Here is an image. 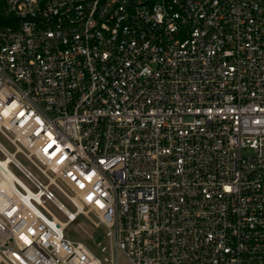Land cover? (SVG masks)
I'll return each mask as SVG.
<instances>
[{
	"label": "built area",
	"instance_id": "2783aa9c",
	"mask_svg": "<svg viewBox=\"0 0 264 264\" xmlns=\"http://www.w3.org/2000/svg\"><path fill=\"white\" fill-rule=\"evenodd\" d=\"M0 3V264H264V0Z\"/></svg>",
	"mask_w": 264,
	"mask_h": 264
},
{
	"label": "rangeland",
	"instance_id": "374dc122",
	"mask_svg": "<svg viewBox=\"0 0 264 264\" xmlns=\"http://www.w3.org/2000/svg\"><path fill=\"white\" fill-rule=\"evenodd\" d=\"M0 141L5 144L8 148L13 149L11 144H9L6 138L1 134ZM0 156L2 157L1 153ZM18 157L29 169H31L35 174L40 176L38 170L23 155L19 154ZM14 171L34 189V186H32L28 182V180L19 170L14 169ZM57 194L67 204L69 208L73 209V206L67 200H65L61 195H59L58 192ZM48 205L51 209H53V211L60 219L66 220V216L61 211L56 209V207L50 203ZM65 236L71 239L72 241H79L84 243L90 250H92L97 255H102V246L108 245V241L106 239V228L98 224L97 216L93 212H88L87 210L85 214H81L79 216L77 221L71 223L65 229ZM118 264H131V262L125 257L120 256Z\"/></svg>",
	"mask_w": 264,
	"mask_h": 264
},
{
	"label": "trees",
	"instance_id": "16d2710c",
	"mask_svg": "<svg viewBox=\"0 0 264 264\" xmlns=\"http://www.w3.org/2000/svg\"><path fill=\"white\" fill-rule=\"evenodd\" d=\"M2 4L0 3V25H4L7 23V18L4 16L1 10Z\"/></svg>",
	"mask_w": 264,
	"mask_h": 264
},
{
	"label": "bare ground",
	"instance_id": "6f19581e",
	"mask_svg": "<svg viewBox=\"0 0 264 264\" xmlns=\"http://www.w3.org/2000/svg\"><path fill=\"white\" fill-rule=\"evenodd\" d=\"M66 211H67V212H69V213H71V211H70V210H68V209H66ZM80 212H81V211H80ZM74 216H75V215H74Z\"/></svg>",
	"mask_w": 264,
	"mask_h": 264
}]
</instances>
